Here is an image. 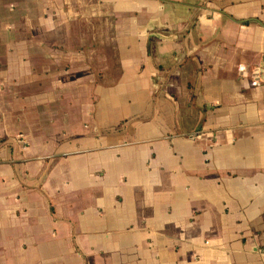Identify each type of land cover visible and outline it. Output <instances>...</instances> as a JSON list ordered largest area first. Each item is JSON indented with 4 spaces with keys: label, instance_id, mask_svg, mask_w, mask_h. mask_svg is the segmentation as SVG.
Instances as JSON below:
<instances>
[{
    "label": "crops",
    "instance_id": "crops-1",
    "mask_svg": "<svg viewBox=\"0 0 264 264\" xmlns=\"http://www.w3.org/2000/svg\"><path fill=\"white\" fill-rule=\"evenodd\" d=\"M264 0H0V264H264Z\"/></svg>",
    "mask_w": 264,
    "mask_h": 264
},
{
    "label": "water",
    "instance_id": "water-1",
    "mask_svg": "<svg viewBox=\"0 0 264 264\" xmlns=\"http://www.w3.org/2000/svg\"><path fill=\"white\" fill-rule=\"evenodd\" d=\"M262 67H264V64H262V66H261V70H262Z\"/></svg>",
    "mask_w": 264,
    "mask_h": 264
}]
</instances>
